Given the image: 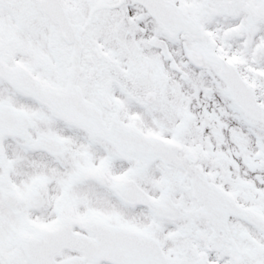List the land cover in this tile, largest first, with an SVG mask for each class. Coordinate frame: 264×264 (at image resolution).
Segmentation results:
<instances>
[{"label": "snow or ice", "instance_id": "obj_1", "mask_svg": "<svg viewBox=\"0 0 264 264\" xmlns=\"http://www.w3.org/2000/svg\"><path fill=\"white\" fill-rule=\"evenodd\" d=\"M0 264H264V0H0Z\"/></svg>", "mask_w": 264, "mask_h": 264}]
</instances>
